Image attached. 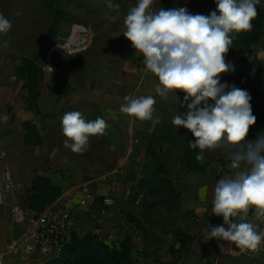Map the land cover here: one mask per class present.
<instances>
[{
  "label": "rangeland",
  "instance_id": "1",
  "mask_svg": "<svg viewBox=\"0 0 264 264\" xmlns=\"http://www.w3.org/2000/svg\"><path fill=\"white\" fill-rule=\"evenodd\" d=\"M113 3L120 5L118 11L109 9L106 0H61L60 8L65 17L57 40L50 43L45 35L54 16L48 10L47 0H0V13L12 23L9 32L0 33V118L8 116L7 121L0 119V155L3 151L7 154L8 145H2L1 141L7 143L4 137L12 126L10 133L15 135L17 158L26 153H19V126L26 116L25 108H29V97L24 83L15 78L14 72L23 58L37 57L44 71L42 97L49 110L38 119L45 144L50 142L56 146L63 157L72 155L70 167L60 170L62 176L70 183L77 179L89 183L96 198L95 204L88 207L78 204L75 209L78 218L75 236L97 234L110 244L132 237L136 249L131 264H179L175 231L180 226L183 228L179 194L196 189L202 178L216 180L223 172L230 176L232 171L226 169L230 160L224 149L208 150L204 160L196 162L200 165L207 162L205 172L187 170L184 151L189 147L192 134L183 126L176 128L172 124V118L183 115L186 110L180 106L185 93L176 90L179 99L174 91H169L166 98L156 94L158 78L145 70L143 55L136 52L132 42L123 35L124 18L136 5V0H113ZM161 7L166 10L186 7L192 14L208 15L216 9V4L214 0H156L153 10ZM76 27L90 30L92 39L88 49L73 54L54 51L57 44L72 36ZM252 47L264 61V28L260 42ZM74 49L78 50V46ZM253 59L245 48L238 49L225 57L235 70L220 74L222 82L246 89L252 96L250 103L257 120L249 127L259 132L249 134L248 140H255L258 134L264 133V86L236 78L234 72L246 70L250 75L255 74L256 70L248 63ZM129 94L155 98L153 119L159 118L160 123L154 130L152 121H141L120 111L124 96ZM70 111H80L86 120L101 117L108 125L103 135L90 138L89 148L84 153L72 152L64 146L68 138L62 132L61 117ZM161 135L167 140L165 150L171 186L163 183L154 192L146 189L136 196L139 183L152 178L154 162L148 159L146 148ZM17 198L21 202L20 197ZM104 198L114 200L106 213L101 212ZM0 208L10 222L9 209L1 205ZM128 215L139 224L130 222ZM189 256H183L186 264H206V260L200 263L198 258ZM58 258V255L36 254L26 261L20 259L22 262L18 264H53Z\"/></svg>",
  "mask_w": 264,
  "mask_h": 264
},
{
  "label": "clouds",
  "instance_id": "2",
  "mask_svg": "<svg viewBox=\"0 0 264 264\" xmlns=\"http://www.w3.org/2000/svg\"><path fill=\"white\" fill-rule=\"evenodd\" d=\"M210 14H192L186 7H163L153 10L156 0H136L124 18L123 35L143 55L145 70L159 83L155 92L167 97L169 91L182 90L183 115H175L172 124L183 126L195 137L191 149H199L196 159L204 160L208 150L224 149L232 174L217 181L212 199V213L223 217V224L211 227L210 238L234 243L241 250L258 251L264 243L260 225L246 219L255 208V220L264 223V133L255 140L246 139L249 126L256 123L249 91L222 82L221 73L234 71L225 54L235 34L250 31L262 0H214ZM109 9L120 5L106 0ZM12 28L11 21L0 13V33ZM178 98V96H177ZM120 111L141 121H152L156 100L152 95L124 96ZM179 99V98H178ZM3 121L8 120L5 115ZM64 146L84 153L92 136L103 135L106 121L97 117L86 120L80 111L61 117ZM201 189L199 198H206ZM227 226V228L225 227ZM209 238V239H210Z\"/></svg>",
  "mask_w": 264,
  "mask_h": 264
},
{
  "label": "trees",
  "instance_id": "3",
  "mask_svg": "<svg viewBox=\"0 0 264 264\" xmlns=\"http://www.w3.org/2000/svg\"><path fill=\"white\" fill-rule=\"evenodd\" d=\"M48 10L53 14V21L46 32V41L55 42L58 38L61 22L65 17V13L60 8L61 0H47ZM252 29L246 32L236 34L233 44L225 57L233 54L236 50L245 48L250 57L254 59L249 63L250 68L256 72L250 75L246 70H236L234 77L246 80H252L259 86H264V61L259 59L252 46L257 45L262 37L264 28V0L257 5V16L252 20ZM15 76L24 83V87L28 91L29 109L35 110L38 115L41 112L37 108V101L42 95V82L44 80V71L37 63V57L23 58L21 64L15 69ZM25 143L27 145H42V137L38 127L32 121H26L23 124ZM259 132L249 127L248 134ZM192 135L190 141H194ZM167 140L163 135L158 136L155 141H151L146 148L148 159L154 162L152 178H145L139 183V190L136 196L142 194L146 189L154 192L160 189L163 183L171 186L170 171L168 167V156L166 152ZM199 149H191L188 147L184 151L185 167L188 171L201 169L199 163L196 164L197 153ZM160 187V188H159ZM138 189V187H137ZM142 191V192H141ZM146 193V192H145ZM63 194L60 186L54 185L51 180L44 176H36L30 189L26 192L23 203L36 215L41 214L45 209L55 203ZM128 220L134 224H139L138 220L128 215ZM177 242L179 243L180 255L176 262L186 264L183 256L190 251V245L194 242L195 237L189 236L181 230H176ZM134 241L132 237H127L118 243L108 244L97 234L85 235L83 238L72 234L70 242L65 246L62 254L53 264H131L133 261ZM204 258H208L206 264H212L208 254H203Z\"/></svg>",
  "mask_w": 264,
  "mask_h": 264
},
{
  "label": "crops",
  "instance_id": "4",
  "mask_svg": "<svg viewBox=\"0 0 264 264\" xmlns=\"http://www.w3.org/2000/svg\"><path fill=\"white\" fill-rule=\"evenodd\" d=\"M25 94L28 96L27 90ZM42 96L43 88L42 95L36 103L41 115H38L35 110L25 108L24 112L26 116L20 120L19 129L21 132V144H19L18 149L19 153L26 152L23 154L22 158L19 157L20 160L17 158L18 152L13 142V136L15 137V135L10 133V129L13 128V126L6 131L7 134H5L4 138L8 140V144L3 141H1V143L2 145H8V150L7 154L3 151L0 155V159L3 160L0 162L2 165L0 175L5 171L10 172L12 183L14 185V196L16 199H18L17 196H19L21 202L26 197V192L31 188L36 176L47 177L54 185L60 186L63 190L62 196L53 205H65L70 209H78V204L81 205V202L87 196L85 188H87L91 194H93V192L88 186L89 183L78 182V179L70 183L67 182L68 179H65L62 176L60 170L67 168L68 166L70 167L72 155L63 157L57 150L56 146H52L50 142L45 144L43 138L44 133H41L38 126V119H40V117L46 112L48 113L49 110L45 107V102ZM26 121H32L36 124L42 137V145L35 146L27 145L25 143L23 124ZM249 137L250 135L247 134L246 139ZM206 163L201 165V169L192 171L205 172ZM226 169L228 172L232 171L229 165ZM225 175L228 176V173L223 172L221 175L222 177L216 178V180L211 177H209L210 179L202 178L201 181L197 183L196 189L187 190L185 193L183 192L179 194V216L183 228L180 226L177 230H181L189 236L195 237L194 242L189 246L190 251L187 254L188 256H192V258H198L200 263L205 260L207 262L208 258L202 257L203 254L206 253L209 255L212 264H264V243L261 244L258 251H250L241 250L232 242L210 238L211 227L223 224V217L212 213V199L217 181L226 177ZM202 188L207 189L206 198L204 200L199 198V192ZM246 219L258 223L260 225L258 230L264 232V223L255 220V208L252 211H248ZM225 227L227 228L226 225ZM13 235L14 227L11 222L7 220L3 208H0V252L6 249ZM101 239L110 244L106 238ZM177 244L178 246L176 249L179 248V243ZM135 249L136 245L134 244V250ZM19 261L21 260L16 261V264H18ZM188 263L190 264V262Z\"/></svg>",
  "mask_w": 264,
  "mask_h": 264
},
{
  "label": "built area",
  "instance_id": "5",
  "mask_svg": "<svg viewBox=\"0 0 264 264\" xmlns=\"http://www.w3.org/2000/svg\"><path fill=\"white\" fill-rule=\"evenodd\" d=\"M92 36L87 28L76 27L72 36L54 47L69 54L88 49ZM78 46V50H75ZM16 78V76H15ZM14 185L9 171L0 175V205L9 209V220L14 235L6 249L0 252V264H16L18 260H29L36 254L60 255L70 242L77 227V211L65 205H50L41 214H34L23 202L14 196ZM87 196L81 205L95 204L96 198L87 188ZM114 204L112 198H104L101 212L106 213Z\"/></svg>",
  "mask_w": 264,
  "mask_h": 264
}]
</instances>
